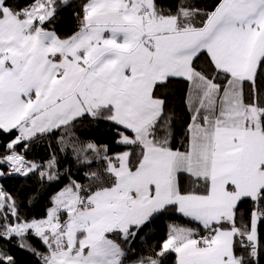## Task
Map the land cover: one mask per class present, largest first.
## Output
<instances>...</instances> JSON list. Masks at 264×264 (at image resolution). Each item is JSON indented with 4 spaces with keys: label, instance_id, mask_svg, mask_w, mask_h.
<instances>
[{
    "label": "snow or ice",
    "instance_id": "snow-or-ice-1",
    "mask_svg": "<svg viewBox=\"0 0 264 264\" xmlns=\"http://www.w3.org/2000/svg\"><path fill=\"white\" fill-rule=\"evenodd\" d=\"M18 252L264 264V0H0V264Z\"/></svg>",
    "mask_w": 264,
    "mask_h": 264
},
{
    "label": "trees",
    "instance_id": "trees-1",
    "mask_svg": "<svg viewBox=\"0 0 264 264\" xmlns=\"http://www.w3.org/2000/svg\"><path fill=\"white\" fill-rule=\"evenodd\" d=\"M75 23H76L75 20H69L67 17H65L63 20V23L60 25V27L58 29L59 34L61 36L70 34L74 30ZM172 104L175 107H179V105H180V93L177 92L175 94L174 99L172 101ZM177 127H179V125H177ZM86 128H87L86 134L96 135V137L98 138L99 141L102 142L103 140L107 139V137L103 136V133L107 131V127L105 125H101L95 133L91 132V126H86ZM181 132H182V129H181ZM179 135L180 134L178 133L177 138L175 140V144H179V142H180L179 141ZM46 155H47V150L41 149L35 158L37 160H39L43 157H46ZM73 171H75V169ZM9 183L12 184L16 188H19L21 186V182H19V181H13V182H9ZM43 207H44V202H41L39 204V206L30 208L28 210L29 214L30 215L39 214L43 210ZM175 222L180 223V224H186L187 223L184 220V218H178ZM166 223H167L166 221L157 220L155 223L150 224L148 226V228L145 229V233H148V238L146 240L147 246L156 245L164 238V235L166 232ZM141 235H144V233H142ZM17 256L20 260V264H25V261H27V257L21 252H18Z\"/></svg>",
    "mask_w": 264,
    "mask_h": 264
}]
</instances>
